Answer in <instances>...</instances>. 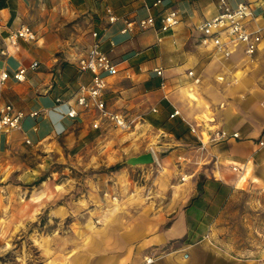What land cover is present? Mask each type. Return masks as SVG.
I'll use <instances>...</instances> for the list:
<instances>
[{
	"label": "crops",
	"instance_id": "0c3cea01",
	"mask_svg": "<svg viewBox=\"0 0 264 264\" xmlns=\"http://www.w3.org/2000/svg\"><path fill=\"white\" fill-rule=\"evenodd\" d=\"M154 1L0 0V73H8L0 82V104L26 114L44 110L26 115L20 129L0 133V264H245L247 251L258 256L248 263L264 264L261 248L246 249L245 235L237 232L245 219L260 224L264 218L255 213L264 210V147L258 145L264 137V41L252 57L241 43L224 57L198 40V25L218 13L219 0H163L152 6ZM227 2L247 3L251 14L245 25L264 28V0ZM107 5L118 16L115 22L108 21ZM165 7L177 9L180 21L161 41L154 28L121 33L125 18L149 11L158 26ZM22 24L37 39L13 45L9 34ZM92 30L118 63V73L107 78L106 105L131 119L140 135L125 144V159L145 152L133 145L150 140L151 132L157 142L154 161L142 166L140 177L131 164L98 176L84 204L81 195L69 196L64 181L21 182H31L42 164L26 151L45 149L48 165L55 151L67 160L71 152L65 148L76 146L78 158L79 146L95 147L106 138L107 125L93 127V114L69 118L68 104L55 103L57 97L73 103L79 83L89 80L77 60L93 41ZM20 67L27 68L23 81L13 76ZM175 109L178 114L170 116ZM247 193L255 197L249 204ZM43 207L46 224L56 227L24 232ZM25 241L36 247L34 254L24 249ZM8 251L14 261L2 258ZM149 257L153 261L146 263Z\"/></svg>",
	"mask_w": 264,
	"mask_h": 264
},
{
	"label": "built area",
	"instance_id": "2783aa9c",
	"mask_svg": "<svg viewBox=\"0 0 264 264\" xmlns=\"http://www.w3.org/2000/svg\"><path fill=\"white\" fill-rule=\"evenodd\" d=\"M163 3V0H155L152 6H158ZM150 10V6H147ZM105 12L110 23L118 20V16L114 13L113 8L106 6ZM251 14L250 6L245 2H239L235 5H230L227 0H219V11L210 19L201 22L198 25L200 32L199 43L205 46L214 47L217 53L224 57H229L231 54L230 46L232 44H243L244 52L247 56L252 57L258 50L262 41H264V28H248L244 20ZM156 16L149 13L142 18H125L124 27L121 33H130L135 28L138 30H146L154 28L157 33V40H162V33L175 27L179 21V12L172 7H165L160 17L158 26L155 24ZM93 41L89 44L86 51L77 60V69L79 72H88L90 78L86 82L79 83L75 101L70 103L64 101L61 97L55 99V103L62 101L67 103L66 114L69 118H78L83 113H91L94 116L93 127H99L101 120H106L116 127L122 129H131L133 121L125 116L122 112L110 110L104 99V90L107 86V78L118 73V63L102 49L101 40L98 31L91 32ZM37 39L35 30L29 24H22L9 34L11 44H17L19 40L31 42ZM38 66V61H33L29 67L34 69ZM26 67L18 68L13 76L18 81L25 80ZM157 74H161L160 68H155ZM189 74H193L189 71ZM8 73L3 71L0 73V82L6 80ZM199 81V78H195ZM164 85V82H162ZM155 110V109H154ZM44 110H32L27 114L21 109H15L10 103L0 104V133H7L22 127V121L26 115L31 117L40 116ZM178 114L175 109L170 116ZM190 130L195 132V126L190 125ZM215 135L225 137L223 131H216ZM233 137H238V132L231 134ZM30 139H26V143H30ZM259 147H264V137L258 139ZM233 170H239L237 166H232ZM183 178V177H182ZM146 263L153 261L149 257L145 259Z\"/></svg>",
	"mask_w": 264,
	"mask_h": 264
},
{
	"label": "rangeland",
	"instance_id": "374dc122",
	"mask_svg": "<svg viewBox=\"0 0 264 264\" xmlns=\"http://www.w3.org/2000/svg\"><path fill=\"white\" fill-rule=\"evenodd\" d=\"M88 22L86 23L87 26ZM104 123L107 125L105 129L104 141L102 144L93 147L92 145H84L79 146L83 148L82 156L77 158L76 151L77 147L74 146L72 148H65V151H70L71 154L67 160L60 159L61 152L55 151L56 155L47 160L48 165H44V153L46 152L43 148L36 149V152L26 151L25 154L36 157L37 163H42L38 165V171L36 172V176L32 179L31 182L22 183V185H32L36 186H44L47 183L56 182L62 183L65 182L70 187L69 196L75 198L81 195L83 199L86 197L85 193L87 189H89L90 184L97 179L98 176L104 175L106 173H110L111 171H115L124 167H128L130 164L125 162V158L128 154L127 149L125 148V144L130 142L131 140H138L140 135L136 134L134 131L135 123L133 122L131 129H122L114 126L106 120H101L100 125ZM99 125V126H100ZM151 136V139L145 141V143L141 145H133V149H140L145 152H152V148H155V137H157L156 132H151L148 134ZM34 154V155H33ZM62 158V157H61ZM76 159H78L76 161ZM150 165L149 164H136L133 165L135 167L132 170L135 177H140L142 174V166ZM130 168V166H129ZM7 179V178H6ZM8 181H11L9 179ZM252 195V196H251ZM254 194L247 193L244 195V200L246 203H250L251 200H254ZM258 201V200H256ZM84 204H86V198L84 200ZM247 206V205H246ZM245 211H249L253 213L252 209L246 208ZM261 212L262 216H264V210L256 209L255 213ZM264 219V218H262ZM262 219L259 222L253 223L251 219H245L244 225L238 226L239 235H245V247L249 248H261L260 253L264 254V222ZM48 223V215L47 210L43 207L37 216V220L35 224H31L30 226L26 225L24 232L36 227L37 231H50L52 228L56 227V222ZM244 228V229H243ZM253 232V236L249 234L250 231ZM260 231V233H258ZM259 238V239H258ZM10 246V245H9ZM24 249L29 251V253L34 254L36 252V247L31 245L29 241H25L23 243ZM249 251L245 253V264H251L248 262H256L258 258L253 257ZM3 259L7 261H14L15 257L12 251H8L2 256ZM255 258V260H253Z\"/></svg>",
	"mask_w": 264,
	"mask_h": 264
},
{
	"label": "water",
	"instance_id": "95a60500",
	"mask_svg": "<svg viewBox=\"0 0 264 264\" xmlns=\"http://www.w3.org/2000/svg\"><path fill=\"white\" fill-rule=\"evenodd\" d=\"M154 161V155L152 152H144L136 156H131L125 160L126 163L131 165L136 164H149Z\"/></svg>",
	"mask_w": 264,
	"mask_h": 264
}]
</instances>
